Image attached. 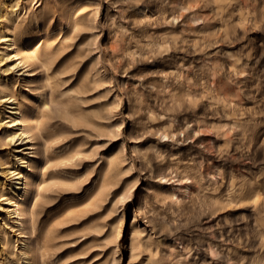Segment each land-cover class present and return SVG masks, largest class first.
I'll return each instance as SVG.
<instances>
[{
	"label": "rangeland",
	"instance_id": "1",
	"mask_svg": "<svg viewBox=\"0 0 264 264\" xmlns=\"http://www.w3.org/2000/svg\"><path fill=\"white\" fill-rule=\"evenodd\" d=\"M43 1L55 3V11L43 18L35 45L62 49L55 54H67V60L76 62L75 74L60 73V67L56 88L63 99L78 105L77 111L94 114L89 122L55 116L56 124L47 130L51 161L34 199L37 239L51 231L49 242L40 241L50 246L46 257L66 264H109L116 243L119 264H144L148 251L154 264H249L256 256L264 260L260 224L264 194L230 199L231 188L242 179L264 180V18L257 26L240 20L236 1L219 13L210 0ZM34 2L30 6L38 9ZM263 2L240 5L260 7ZM75 19L74 27L69 21ZM3 42L1 37L4 51ZM5 56L1 67L15 63L11 54ZM233 60L240 64L236 73L229 70ZM210 68L219 73L214 84ZM21 72L16 68L11 80L0 73V85L19 91L13 77ZM83 79L88 80L85 88L80 86ZM225 88H230L232 100L218 96ZM47 91L41 92L44 99ZM20 92L32 101L25 102L27 116L42 120L46 112L42 97L26 88ZM9 109L0 99V155L5 160H10L13 147L6 134L18 131L13 122L4 123L13 114ZM151 110L177 116L170 125L152 116ZM108 111L113 113L110 118ZM110 122H121L119 130ZM172 127L178 137L187 136L178 141L176 154L171 149L177 144H168L171 138L158 137L159 131ZM243 129H252L251 140ZM121 143L127 157L119 164L116 183L102 206L92 209L90 195L101 180L105 158ZM161 157L179 158L181 164H192L201 172L189 193L173 200L162 193L156 175L163 170ZM230 180L236 181L235 187ZM122 188L126 194L112 197L115 189ZM207 193H216L220 203L198 211V196ZM12 216L1 213L12 228H7L9 242L0 262L26 264L22 236ZM91 225L100 232L91 231ZM114 226L120 231L116 239ZM135 228L149 249L130 256L129 239ZM169 246L180 255L169 256Z\"/></svg>",
	"mask_w": 264,
	"mask_h": 264
},
{
	"label": "bare ground",
	"instance_id": "2",
	"mask_svg": "<svg viewBox=\"0 0 264 264\" xmlns=\"http://www.w3.org/2000/svg\"><path fill=\"white\" fill-rule=\"evenodd\" d=\"M32 0H0V38H3L4 51L0 49V65L7 56L11 54L16 60L13 65L1 67L0 73L5 79L11 80L12 73L15 69H22L19 76L13 77V83H18L19 89L26 88L33 92L37 97H42V106L46 109V112L42 114L44 117L42 120H35L27 116L28 108L26 103L31 105L32 101L27 99L24 94H21L20 90L9 89L6 83L0 85V99H3L5 103L9 104V110L13 111V114L8 115L9 120L4 123H14L17 125V132H9L6 135L8 140L13 143V147L9 151L10 160H5L0 155V198L5 200V206L0 201V256L2 251L8 246V232L7 228H12L1 218V213L5 212L7 215H13L14 222L19 226L18 233L22 236V249L21 253L26 256V264H66L61 263L60 260H53L46 257L49 252L50 246L48 244H41L40 241L45 243L51 239V231L46 230L43 238L36 237L39 228L35 219V197L39 194L41 189L42 175L46 169V166L50 163L52 147L49 141L48 129L53 127L56 122L52 119L55 116L64 118L65 120L72 121H91L90 117L93 115H85L77 111L78 105L72 100H66L61 97V91L56 87L60 79L55 76L57 72L60 73L71 71L72 74L76 73L77 64L74 60H67V54L65 56H59L55 53L62 49L55 48L52 45H47L43 48L37 47L35 44V38L37 33L42 29L43 18L50 16L54 12L55 3L50 1L35 0L34 4L38 9L30 6ZM186 1H198V0H186ZM213 2V6L216 8L217 13L225 10L232 1H236L239 4L238 18L242 21L250 20L255 25L259 18H264V2L259 6L256 3L255 6L249 8L246 4L240 5L241 1H264V0H210ZM193 7V6H190ZM141 10L148 11L146 6H142ZM175 17H171V20ZM71 26L77 25V20H71ZM257 26V25H256ZM29 47V48H27ZM9 48V52L7 51ZM60 58V59H59ZM96 62L99 61V56L95 58ZM229 70L236 73L240 64L238 61L233 60L229 64ZM210 68L209 75L211 77L212 84L215 83L218 78L217 70ZM264 75V71H263ZM88 85V80L83 79L80 82V86L85 88ZM43 88H47L46 99L43 98L41 92ZM220 99L224 101L228 99V96H232L230 88H225L224 91L219 93ZM229 100H232L229 98ZM2 111L0 110V113ZM8 112V111H7ZM110 118L113 116L111 111H108ZM152 116H158L157 119L161 122H169L170 125L177 116L175 113H163L159 110H151ZM165 117V119H163ZM234 124L239 125L238 120L233 118ZM120 123L110 122L109 126L113 129L119 130ZM176 128L172 127L159 131V138H171L169 145L175 148L171 149L172 154H176L179 151L178 141L183 142L187 136L183 138L178 137L175 133ZM243 134H248L249 140L253 136L252 129H243ZM175 136V137H174ZM160 155L159 152L157 156ZM125 157H127L126 148L121 143L116 153H110L105 158L104 171L101 176L100 182L94 187L92 194L90 195V201L88 205L92 208H98L102 206V203L108 198L111 193V186L116 183L115 177L120 171L119 164ZM160 169L162 172L157 173V184L162 188V193L170 200L172 197L178 194L189 193L191 185L194 183L196 174L201 175V172L195 170V167L189 163H180L179 158L165 159L161 157ZM152 170V169H151ZM201 178V176H199ZM237 178V176L235 177ZM234 178V179H235ZM177 183V184H176ZM236 181L230 180V186L235 187ZM125 188L115 189L112 192V197L117 194L125 192ZM126 190V189H125ZM160 192V191H159ZM156 192V195L159 194ZM233 197L242 200L250 197L259 198L264 194V180H256L254 182L242 179L237 188L232 190ZM33 194V198H28ZM126 194V193H124ZM121 197V196H120ZM124 197V196H123ZM199 208L210 209L219 205L220 201L216 193H207L198 196ZM197 208H194L196 210ZM176 210L181 211V207H176ZM172 210L171 212H173ZM123 212L121 213L120 220L123 218ZM264 227V221L261 223ZM119 226H114L111 229L113 237L119 235ZM91 231L100 232V228L96 225L90 226ZM89 232H83L82 235H86ZM96 237V235H94ZM262 243H264V234L261 236ZM115 247L112 248V257L109 264H119V258L115 256ZM183 248V247H181ZM130 256H134L142 252L147 248L144 241L141 240L139 230L132 229L129 239ZM186 252L185 248L183 249ZM168 254L172 258L179 256L180 253L175 250L173 246L168 247ZM144 264H154L152 260L151 252L144 256ZM180 259H176L179 263ZM1 264V262H0ZM249 264H264V260L260 256H256L251 259Z\"/></svg>",
	"mask_w": 264,
	"mask_h": 264
}]
</instances>
